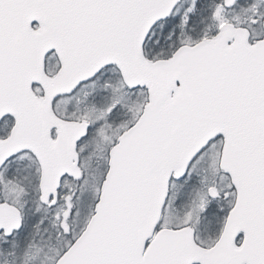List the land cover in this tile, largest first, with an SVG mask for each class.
<instances>
[{
	"label": "snow or ice",
	"instance_id": "6c2138e0",
	"mask_svg": "<svg viewBox=\"0 0 264 264\" xmlns=\"http://www.w3.org/2000/svg\"><path fill=\"white\" fill-rule=\"evenodd\" d=\"M0 264H264V0H0Z\"/></svg>",
	"mask_w": 264,
	"mask_h": 264
}]
</instances>
